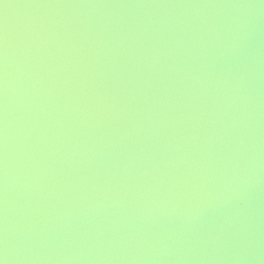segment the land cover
Listing matches in <instances>:
<instances>
[{
	"label": "water",
	"instance_id": "95a60500",
	"mask_svg": "<svg viewBox=\"0 0 264 264\" xmlns=\"http://www.w3.org/2000/svg\"><path fill=\"white\" fill-rule=\"evenodd\" d=\"M0 264H264V0H0Z\"/></svg>",
	"mask_w": 264,
	"mask_h": 264
}]
</instances>
